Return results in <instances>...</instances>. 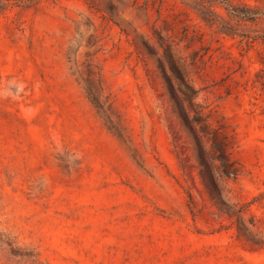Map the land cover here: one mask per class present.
I'll return each mask as SVG.
<instances>
[{"label": "rangeland", "instance_id": "obj_1", "mask_svg": "<svg viewBox=\"0 0 264 264\" xmlns=\"http://www.w3.org/2000/svg\"><path fill=\"white\" fill-rule=\"evenodd\" d=\"M0 264H264V0H0Z\"/></svg>", "mask_w": 264, "mask_h": 264}, {"label": "trees", "instance_id": "obj_2", "mask_svg": "<svg viewBox=\"0 0 264 264\" xmlns=\"http://www.w3.org/2000/svg\"><path fill=\"white\" fill-rule=\"evenodd\" d=\"M172 70L174 74L181 80L180 81L181 83L178 87H176L172 79L167 75L165 69L164 71L168 78L170 94L174 99L175 104L178 107L180 115L184 119L186 125L188 126L189 130L191 131V133L193 134L196 140L197 146L199 148V157L201 159V162L208 171L214 189L216 190L218 196L222 199V194L215 177V169L216 168L220 169L221 167L225 166V162H226V152L224 151L225 148L223 145L220 146L214 145L211 156H209V152L206 150L203 144L202 138L200 136V132L198 128L195 126V122L202 123L203 119L191 118L187 108V104L190 105V108H193L194 106L193 96L195 94V89L191 85H189L187 81H185L184 77L180 75L181 73L175 65L172 67ZM183 85H185L189 90L184 89ZM217 161H219L220 164H217L216 163Z\"/></svg>", "mask_w": 264, "mask_h": 264}]
</instances>
